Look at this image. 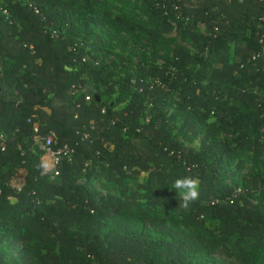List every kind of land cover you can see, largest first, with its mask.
Instances as JSON below:
<instances>
[{
    "label": "trees",
    "instance_id": "1",
    "mask_svg": "<svg viewBox=\"0 0 264 264\" xmlns=\"http://www.w3.org/2000/svg\"><path fill=\"white\" fill-rule=\"evenodd\" d=\"M2 1L0 264H264V0H142L148 25L112 16L122 0ZM110 19L157 45L180 29L196 52L120 76ZM80 28L100 44L97 67ZM35 124L72 151L53 179ZM199 126L200 150L175 135ZM186 175L199 182L187 208L173 188Z\"/></svg>",
    "mask_w": 264,
    "mask_h": 264
},
{
    "label": "rangeland",
    "instance_id": "2",
    "mask_svg": "<svg viewBox=\"0 0 264 264\" xmlns=\"http://www.w3.org/2000/svg\"><path fill=\"white\" fill-rule=\"evenodd\" d=\"M4 3L0 0V7L2 8ZM109 7V6H108ZM109 12L112 16L116 15H124L128 18L142 23L144 25H148L147 17L144 11V4L142 0H122L120 3L113 2L109 7ZM79 25H77L78 27ZM108 33H104L102 31L103 41L106 42L107 47L112 50L114 56L108 57V61H110V65L115 68L120 76H125L126 74H133L138 68L140 63L150 65H161L164 60H172V51L175 48L183 47L189 53L194 54L196 52V48L192 41L188 38H185L181 35L180 29L173 31L169 34H165L162 36L161 44L157 45L151 42V40L143 33L138 32L136 30L131 29H123L118 31L116 26L114 25L113 20H109ZM65 27L64 29H66ZM63 29V30H64ZM195 31L197 33L205 34L206 31L204 26L199 24ZM79 45L83 48V58L85 63H88L92 67H97L100 64L101 57L103 56V51L99 52L97 48L99 47V43L96 41L94 37L89 36V31L85 32L81 28L79 30ZM119 58H122L123 61H120ZM97 63V64H96ZM87 91L90 94H103V88L95 85L94 81H88ZM108 101H113L115 99V95L106 97ZM172 100V99H171ZM175 110V105H169L167 107V115L171 114ZM213 118H210L212 121ZM182 118L177 119L176 123H180ZM204 128L197 127L195 130H186L184 132L175 131V135L177 139L184 145L200 150L201 148V139L203 137ZM225 137V134L218 131L216 133V139L220 140ZM252 168L249 164H245L240 168V176L251 172ZM98 189H100V183H96L95 185ZM260 193L258 191L254 192V196L252 201L254 203H258ZM169 225H173L176 228H180L181 230L189 233L196 232V230L186 226L185 224H181L179 222L175 224L169 223ZM16 255V253H14ZM261 259L264 260V251L261 254ZM259 260V261H260ZM205 264H217L212 262H207V260H202Z\"/></svg>",
    "mask_w": 264,
    "mask_h": 264
},
{
    "label": "built area",
    "instance_id": "3",
    "mask_svg": "<svg viewBox=\"0 0 264 264\" xmlns=\"http://www.w3.org/2000/svg\"><path fill=\"white\" fill-rule=\"evenodd\" d=\"M4 13L7 14L5 11ZM32 118H35V116H32ZM28 122L32 123L31 119H28ZM0 140H3L2 134H0ZM32 141L40 150L53 156L54 165L52 168L51 178L53 179L54 177L58 176L57 166L59 164V156L62 154L63 156L69 157L72 151L68 146H64L63 148H59L58 150L54 151L52 147L56 143L55 134L52 131L44 135L41 134L40 124H35L33 126Z\"/></svg>",
    "mask_w": 264,
    "mask_h": 264
},
{
    "label": "clouds",
    "instance_id": "4",
    "mask_svg": "<svg viewBox=\"0 0 264 264\" xmlns=\"http://www.w3.org/2000/svg\"><path fill=\"white\" fill-rule=\"evenodd\" d=\"M173 188L180 195L179 207L187 208L192 202L199 197V182L198 179L191 175H186L177 178L173 182Z\"/></svg>",
    "mask_w": 264,
    "mask_h": 264
}]
</instances>
